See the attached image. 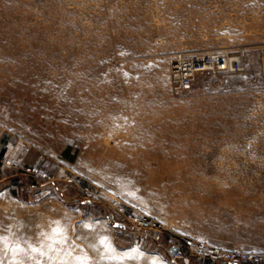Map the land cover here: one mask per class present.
<instances>
[{"label": "rangeland", "instance_id": "obj_1", "mask_svg": "<svg viewBox=\"0 0 264 264\" xmlns=\"http://www.w3.org/2000/svg\"><path fill=\"white\" fill-rule=\"evenodd\" d=\"M240 48L244 72L172 86L174 52ZM7 146H28V196L0 192V264L263 253L264 0H0Z\"/></svg>", "mask_w": 264, "mask_h": 264}, {"label": "built area", "instance_id": "obj_2", "mask_svg": "<svg viewBox=\"0 0 264 264\" xmlns=\"http://www.w3.org/2000/svg\"><path fill=\"white\" fill-rule=\"evenodd\" d=\"M246 51L244 48L235 54L221 50H189L174 52L168 59L171 84L174 88H187L193 84L195 77L202 72L240 73L246 70ZM32 182L39 185L49 176L48 164L41 162L25 169ZM219 254L230 262L242 263L246 260L257 262L264 260V252H247L231 250Z\"/></svg>", "mask_w": 264, "mask_h": 264}, {"label": "crops", "instance_id": "obj_3", "mask_svg": "<svg viewBox=\"0 0 264 264\" xmlns=\"http://www.w3.org/2000/svg\"><path fill=\"white\" fill-rule=\"evenodd\" d=\"M26 166L28 146H7L6 153L0 155V192L4 190L15 196L19 190L28 196V177L22 172Z\"/></svg>", "mask_w": 264, "mask_h": 264}, {"label": "water", "instance_id": "obj_4", "mask_svg": "<svg viewBox=\"0 0 264 264\" xmlns=\"http://www.w3.org/2000/svg\"><path fill=\"white\" fill-rule=\"evenodd\" d=\"M114 224L115 225H119V226H122V225H124L122 222H118V221H115L114 222ZM178 246H173L172 248H171V253H176L177 251H178ZM235 264H239L238 262H236Z\"/></svg>", "mask_w": 264, "mask_h": 264}, {"label": "trees", "instance_id": "obj_5", "mask_svg": "<svg viewBox=\"0 0 264 264\" xmlns=\"http://www.w3.org/2000/svg\"><path fill=\"white\" fill-rule=\"evenodd\" d=\"M66 156H68V155H67V153H66ZM70 158H73V156H72V157H70Z\"/></svg>", "mask_w": 264, "mask_h": 264}, {"label": "snow or ice", "instance_id": "obj_6", "mask_svg": "<svg viewBox=\"0 0 264 264\" xmlns=\"http://www.w3.org/2000/svg\"><path fill=\"white\" fill-rule=\"evenodd\" d=\"M33 251H35V249H33Z\"/></svg>", "mask_w": 264, "mask_h": 264}]
</instances>
